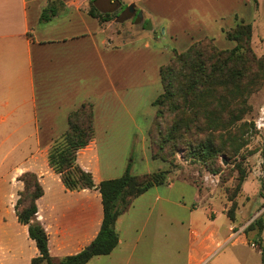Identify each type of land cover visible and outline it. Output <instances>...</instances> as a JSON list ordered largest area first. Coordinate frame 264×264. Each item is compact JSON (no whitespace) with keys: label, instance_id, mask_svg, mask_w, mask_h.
<instances>
[{"label":"crops","instance_id":"0c3cea01","mask_svg":"<svg viewBox=\"0 0 264 264\" xmlns=\"http://www.w3.org/2000/svg\"><path fill=\"white\" fill-rule=\"evenodd\" d=\"M54 2H63L65 8L50 22L42 24L43 10ZM233 2L131 0L143 13L145 22L151 20V33L163 36L117 46L112 40L114 36L110 39L113 34H108L107 25L100 24L88 13L90 0H0V130H4L0 133V152L6 149L0 157V171L6 162L19 160L0 174V183L15 172H19L17 180L23 173L33 172L44 188L42 176L20 168L40 153L48 157L51 146L68 130L69 115L88 102L94 104L95 138L79 152L77 162L92 174L95 185L122 177L137 145L142 168L146 167L142 173H150L151 165L159 160L152 159L150 149L149 129L155 109L151 107L154 95L149 68L163 54L158 51L159 45L169 41L177 44L180 34L195 31L194 26L200 32L213 35L207 25L217 27ZM162 67L157 69L160 81ZM28 131H32L30 136ZM14 134L17 138L10 143ZM29 137L35 141V152L23 159L17 158L13 154ZM87 155H90L89 162L84 163ZM158 167V171L166 170L164 166ZM48 169L54 172L49 163ZM134 169L133 175H141ZM19 182L24 190V184ZM247 187L245 182L237 198L236 222L228 218L230 202L226 199L221 211L227 219L220 223L221 214L214 210L212 203L215 196L207 187L185 180L155 186L138 197L117 220L119 244L114 251L95 256L88 264H173L180 256L187 264H200L206 257H218L219 247L235 244L238 237L248 240V221L257 204L250 202ZM65 191L77 192L66 188ZM81 192L77 196L82 199V205L63 207L69 210L75 207V213H46V208L40 205L46 196L45 188L44 196L37 202V220L46 227L52 223L57 227L44 228L49 235L51 256L56 238L54 248L63 252L72 244L65 237L68 233L77 230L82 235L75 237L77 250L69 256L86 249L99 234L104 218L100 192L95 189ZM93 198L97 204L92 203ZM99 201L102 214L96 209L91 217L89 212L99 206ZM260 201L262 205V197ZM204 204L208 207L206 215H202ZM256 237L263 243L264 231L258 230ZM181 243H184L182 252H177ZM212 247L216 250L208 252ZM225 258L228 263L218 264H243L233 255Z\"/></svg>","mask_w":264,"mask_h":264},{"label":"trees","instance_id":"16d2710c","mask_svg":"<svg viewBox=\"0 0 264 264\" xmlns=\"http://www.w3.org/2000/svg\"><path fill=\"white\" fill-rule=\"evenodd\" d=\"M95 1L91 0L88 13L100 24L105 25L119 16L120 13H102ZM116 1L121 4L122 11L127 8L121 0ZM64 8L63 2L49 4L40 22H50ZM226 36L236 43L234 49L222 50L214 39L204 38L185 52L176 53L160 70L163 90L155 101L157 111L149 129L150 149L152 159L168 163L170 169L135 176L132 162H129L122 177L102 181L96 186L92 174L77 164L79 152L89 147L95 138L94 104L84 103L69 115L68 130L49 150V166L60 175L69 191L98 190L104 218L98 236L90 245L93 250L90 252L86 248L66 256L60 264H88L95 256L111 254L119 244L116 232L119 217L151 188L172 182L171 168L175 162L171 157H176L180 151L189 153L192 159L203 162L206 169L215 173L219 157L229 158L238 153V148L228 142L235 139L232 136L234 128L247 125L240 123L251 111L249 97L264 88V55L258 56L253 49L251 24L241 22L227 31ZM130 159H133V152ZM238 172L237 190L241 193L247 175L242 169ZM18 180L24 184L16 205L18 221L28 227L29 237L39 251L32 264H54L48 233L43 226L32 224L44 188L33 172L23 173ZM238 193L235 191L229 196L231 207L227 215L231 222H236ZM255 229L260 233L264 231V217L252 223L247 233Z\"/></svg>","mask_w":264,"mask_h":264},{"label":"rangeland","instance_id":"374dc122","mask_svg":"<svg viewBox=\"0 0 264 264\" xmlns=\"http://www.w3.org/2000/svg\"><path fill=\"white\" fill-rule=\"evenodd\" d=\"M121 1L124 6H134V4H131V0ZM102 3L108 5V9L102 7V12L104 13L113 12L115 14H121L123 12L122 6H110L108 0H102ZM136 13L138 15L142 12L136 9ZM128 15L132 16V13H128ZM118 17L119 16L112 21L105 23L109 28L108 34H113L110 35V39L114 36L112 40L117 46L122 45L123 43L140 42L146 37L163 36L161 33H151V30L146 29L147 22L151 21L150 19L145 22V18H143L141 22L137 23L134 17H128L124 21ZM241 22L253 26V49L258 56L264 55V0H234L233 4L230 5L228 9V15L219 22L217 27L207 25L210 27L209 30L212 31L213 35L200 32L198 27L194 26L193 29L195 31L180 34L179 42L177 44L171 41L160 43L158 51L163 54H160V57H157L155 61H153L152 69L149 68L150 84L152 85V92L154 95V101L152 102L151 107L155 109V115L157 111L155 101L162 92L160 74L157 71L159 66L162 67L167 65L176 53L185 52L193 44L204 38L214 39L217 47L222 50L234 49L236 43L227 38L226 32L235 28ZM155 44H159L158 40H155ZM248 105L251 107V111L246 114L244 120L240 123H247V125L242 128L240 126L236 127L239 129L234 128L235 132L232 136H235V139L232 142H228L229 144H234L238 148V153H236L235 156L229 158L226 156L219 157V159L216 160L218 172L215 173L206 169L203 162L192 159L189 153L184 154L182 150L176 155V157H171L175 163L173 168H171L172 174L170 175V180L176 183L185 180L191 182V184H196L202 188L207 187L209 190L213 191L212 195L215 197L212 203L214 205V210L221 214V219L219 220L221 223L226 222L225 219H227L221 209L224 202H226V199L229 201L230 195L235 191L238 193V170L242 169L247 175V180L245 181L248 182L247 196L250 198L251 203L257 204V209L249 218V227L256 220L264 217V88L249 97ZM1 132H4V130H0V133ZM31 132L32 131H28L27 134L30 136ZM16 138L17 134H14L10 139V143ZM34 142L33 137H29L27 143H25L13 155H17V158H22L26 155L30 156V154L34 153L36 150ZM137 146L134 147L133 159L129 158V162H132V170L136 167L134 172L142 175L144 174L142 172H145L144 170H146V167L144 169L142 168L140 153L138 151L139 147L137 148ZM135 148H137L136 151ZM5 150V148L2 149L0 157ZM89 159L90 155H87L83 158V162L88 163ZM18 162L19 160L14 161V163L6 162L4 168H1L0 174L6 173L11 166L16 165ZM77 164L81 165L80 161H78ZM151 166L150 173L157 172L158 168H160L158 166H164L166 170L167 168L170 169L169 164L167 165L160 160ZM20 170H33L42 176L46 196L40 205L43 209L46 208V213H48L47 211H52L56 214L57 212L64 211L65 213H75L77 211L75 207L73 210H69V208L71 206H77L79 203L82 205V199L77 196L78 193H82V190L67 193L64 184L61 182L60 175L49 171L48 157L46 154L40 153L34 159L24 163ZM17 173L19 172L13 173L9 178L0 183V191L4 188L0 193V264H32V259L37 256L36 243L29 238L27 226L19 223L17 219L16 205L19 195L23 190L22 184L17 180ZM261 197L263 198V204L259 205ZM242 199L243 198L241 197V200ZM92 203L97 204L95 198L92 199ZM64 205L69 206V208H63ZM203 207L204 212L202 215H206L208 207L206 204H204ZM230 207L231 202L230 205L228 203V209H230ZM53 208L56 210H52ZM96 209L97 213L102 214L100 201L98 207L90 210L89 215L91 217L96 213ZM85 213L87 212L85 211ZM32 224H39L46 229H53V226L55 229L57 228L54 223H52L53 225H47L48 227H46L37 220V217L32 220ZM257 231L258 229L250 231L248 240L238 237L237 240H235V244L229 243L226 246L219 247L217 252H220L221 254L218 257H206L200 264H218L220 261L228 263L225 260V257L228 255H233L235 259L237 258L243 264H264V242H259L258 237H256ZM50 232L52 231L50 230ZM78 233L79 232L76 230L74 233H68L65 236L67 237V240L72 241V244H70L63 252H57L55 250L54 245L57 242V238L53 240L54 251H52V258L54 264H60L65 256L76 252L77 247L75 237H82V235ZM182 244L184 243H181V245L176 248V250L178 249L177 252H182ZM185 246H187V239L185 240ZM89 247L90 245L87 248ZM215 250L216 249L212 247L208 252H214ZM206 251L207 250L204 252ZM172 263L187 264L182 256L178 257V259L176 261L174 260Z\"/></svg>","mask_w":264,"mask_h":264},{"label":"water","instance_id":"95a60500","mask_svg":"<svg viewBox=\"0 0 264 264\" xmlns=\"http://www.w3.org/2000/svg\"><path fill=\"white\" fill-rule=\"evenodd\" d=\"M108 2H109L110 6H115V7L121 6V4L118 1L114 2V0H108ZM95 5L99 9V11H101V12H102V7L104 9H106V8L108 9V5L106 3H102V0H96L95 1ZM102 13H104V12H102ZM128 13H132V16H129ZM128 17L129 18L130 17H134L135 20L137 21V23L141 22L143 20V18H144L142 13H139L137 15L136 9H135V7L133 5H131L130 7H127L126 9H124L123 12L119 15L118 18H120V19H122L124 21ZM146 29L147 30H152V22L151 21L147 22ZM92 250H93V247H89L88 248V251L91 252Z\"/></svg>","mask_w":264,"mask_h":264}]
</instances>
